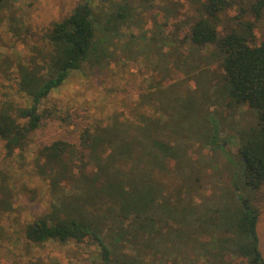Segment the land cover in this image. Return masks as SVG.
<instances>
[{
  "label": "rangeland",
  "instance_id": "obj_1",
  "mask_svg": "<svg viewBox=\"0 0 264 264\" xmlns=\"http://www.w3.org/2000/svg\"><path fill=\"white\" fill-rule=\"evenodd\" d=\"M84 1L7 0L10 6L0 7V57L27 59L32 54L34 40L26 36L23 25L30 24L35 30L47 28ZM171 1L177 3L183 17L193 9L191 0ZM237 1H241L244 14L238 12L237 6H230L222 13L217 31L223 35L227 30L242 33L249 30V41L258 44L264 38V9L259 20L254 21L250 15L251 0ZM91 2L102 8L104 18L113 12L124 18L113 24L120 35L116 39L114 60L101 69L83 63L42 100L41 109L55 107L64 113L74 112L75 120L70 127L47 121L31 137L23 159L6 160L0 141V173L12 176V185L17 188L12 211L0 219V264H115L117 260L144 264H257L251 255L236 251L238 240L234 227L241 207L248 204L259 208L256 232L258 249L264 259V184L257 189L245 184L243 160L238 152L241 133L257 123L256 110L229 103L223 90L218 91L221 74L213 57L209 65L212 74L192 70L187 77L183 70H178L181 67L173 64L178 55L163 37L166 27H159L166 22L165 0ZM206 52L217 54L214 46ZM3 64L0 62V103L7 99L21 104L15 88V69H6ZM174 67L176 74L170 77L168 73ZM207 82L215 87L207 86ZM187 97L200 105L201 114L193 112L187 121L180 122L183 109L194 106L182 104ZM141 104L152 113L153 120L165 124L162 129L170 136L165 138L183 148L180 161H190L191 168L177 172L167 164L165 172L150 173L147 180L139 173L123 180L130 191L134 188L129 183L138 187L142 179L157 190L152 206L151 196L147 195L150 208L142 209L143 215L133 220L130 227L112 197L95 191L97 188L89 186V181L79 180L83 188L72 191L73 204L59 217L86 222L110 251L109 262L103 261L99 246L92 242L48 241L40 246L29 242L24 236L25 225L51 211L48 187L32 167L39 147L57 138L76 141V130L87 122L103 127L115 114L122 117ZM172 107L181 109L180 112L177 109L176 119L170 121L166 113ZM213 125L223 141L218 148L198 138L212 135ZM185 127L197 130L198 137L193 132L190 136L184 134ZM86 175L97 183L102 181V176ZM134 217L131 214L128 220L131 222ZM53 221L52 217L49 222Z\"/></svg>",
  "mask_w": 264,
  "mask_h": 264
},
{
  "label": "trees",
  "instance_id": "obj_2",
  "mask_svg": "<svg viewBox=\"0 0 264 264\" xmlns=\"http://www.w3.org/2000/svg\"><path fill=\"white\" fill-rule=\"evenodd\" d=\"M6 1L0 0L2 9L10 6ZM165 2L166 5L168 3L165 9L166 22L159 27H166L164 31L167 32L163 37L173 45L178 55L173 61V64L181 67L178 70H183L187 77L192 70L212 74L209 65L213 57L215 62L218 61L221 74V87H217L218 91L223 90L229 103L256 110L257 123L241 133L238 152L243 160L245 184L251 189L260 188L264 184V38L258 44H251L249 30L244 33L235 30H227L223 35L218 33L217 25L221 23L222 13L227 8L237 6L238 12L244 14L241 1L191 0L193 9H188L184 17L177 8V3L171 4V0ZM249 8L254 21L259 20L264 0H251ZM102 12V8L91 0H86L47 28L35 30L32 25L25 24L24 33L34 40L32 54L27 59L19 56L13 60L0 57V62L4 63L6 69H15V88L18 98L22 100L21 104L7 99L0 103V141L6 160L23 159L31 137L47 121L60 122L66 127L74 123V112L64 113L55 107L41 109L40 104L83 63L101 69L114 60L118 42L116 39L120 35L118 28L113 29V24L123 17L116 16L118 12H113L104 18ZM211 46L217 50L215 56L206 52ZM174 69L168 73L170 77L176 74L177 68ZM207 86L215 87V84L208 83ZM193 101L191 97L183 100V105L194 106L183 109L184 117L180 122L187 121L193 112L201 114L200 105ZM143 107L141 104L140 108L137 107L126 115L122 114V117L115 114L103 127L87 122L76 130V141L57 138L39 147L32 167L35 175L48 187L51 211L47 216L38 217L25 225L24 236L29 242L39 246L48 241L60 244L68 241L92 242L99 246L103 261L109 262L110 251L86 222L59 217L60 214L64 216L68 206L73 204L70 199L72 191L75 193L83 188L79 180L89 181L87 184L93 189L97 188L95 191L112 197L130 227L133 220L143 215L142 209L150 208L146 196H151V206L155 201L157 190L154 185L145 181L148 174L165 172L167 164L177 172L191 168L190 161H180L183 148L171 144L165 138L170 137L162 129L165 124L159 119L153 120L152 113H148ZM177 109L180 112L181 107L169 109L166 113L168 120L176 119L179 114ZM213 127L209 137L205 134L198 137L197 130L186 127L182 132L189 136L193 132L194 137L218 148L223 141L219 138L217 126ZM185 151L184 153L187 152ZM87 173L102 176V181L97 183ZM136 173L146 178L141 180L138 187L129 183L134 188L130 191L123 180ZM15 189L12 176L1 172L0 219L13 209ZM89 201L86 200L85 203ZM245 206L241 207V213L234 224L238 240L236 251L251 255L253 262L257 264H264L256 232L260 210L248 204ZM131 214L135 217L130 222L128 217ZM52 217L54 221L50 223ZM115 264L144 263L133 260L118 263L117 260Z\"/></svg>",
  "mask_w": 264,
  "mask_h": 264
}]
</instances>
